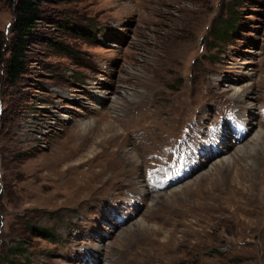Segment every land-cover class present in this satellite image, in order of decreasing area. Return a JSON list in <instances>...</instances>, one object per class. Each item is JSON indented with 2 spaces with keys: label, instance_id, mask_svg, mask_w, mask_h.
I'll return each mask as SVG.
<instances>
[{
  "label": "rangeland",
  "instance_id": "rangeland-1",
  "mask_svg": "<svg viewBox=\"0 0 264 264\" xmlns=\"http://www.w3.org/2000/svg\"><path fill=\"white\" fill-rule=\"evenodd\" d=\"M227 1L42 0L13 83L0 56V264L24 261L19 238L27 264H85L93 246L106 250L96 264H264V145L254 159L236 151L264 132V0L233 3L238 23L216 39ZM14 16L0 0L5 38ZM231 104L252 115L242 140L106 222L144 190L152 152L170 156L190 126L211 134Z\"/></svg>",
  "mask_w": 264,
  "mask_h": 264
},
{
  "label": "trees",
  "instance_id": "trees-1",
  "mask_svg": "<svg viewBox=\"0 0 264 264\" xmlns=\"http://www.w3.org/2000/svg\"><path fill=\"white\" fill-rule=\"evenodd\" d=\"M9 1L13 3L15 16L11 26V35L5 38L0 34V56H5L3 72L7 80L13 83L19 75L26 70L27 50L30 44L31 35L36 29L38 22L41 20L42 0ZM238 1L239 0L227 1L226 6H228L230 11L229 16L226 15V17L218 18L214 29V37L216 39H224L228 37L230 31L236 27L238 16L233 9V3H238ZM28 228L33 229V225L31 226L30 224ZM38 228L42 229V234L47 238L55 237L54 231H52L51 228L43 229L40 226ZM25 241L26 240L19 238L13 245H11V249H13L14 252L22 251L25 253L24 261H29L28 253L25 252L26 247L23 246ZM24 261L19 264H27V262Z\"/></svg>",
  "mask_w": 264,
  "mask_h": 264
},
{
  "label": "bare ground",
  "instance_id": "bare-ground-1",
  "mask_svg": "<svg viewBox=\"0 0 264 264\" xmlns=\"http://www.w3.org/2000/svg\"><path fill=\"white\" fill-rule=\"evenodd\" d=\"M121 94L122 95L123 94L125 95V94H128V92L122 91ZM233 96H235V98H241L242 97V95L238 94V92L236 90H234ZM251 141H252V144L251 145H248V146H243L242 145V146H238V148H236V151H238L240 153V156H242V157H250V158H253L254 157L255 158L256 156L259 155V153H260V155H263L262 154L263 153L262 150H263V145H264V132L263 131H258L256 133H254V135L251 138ZM251 161H252V159H251ZM233 162H234V159L232 158V156H226V157L221 158L220 160H218L215 163L216 164L217 163L218 164L220 163V164L228 165V164H233ZM135 224L139 228L140 227H146L147 226L141 220L137 221Z\"/></svg>",
  "mask_w": 264,
  "mask_h": 264
}]
</instances>
